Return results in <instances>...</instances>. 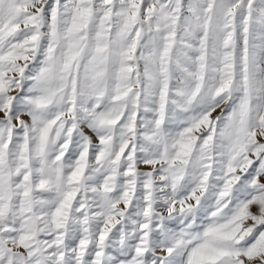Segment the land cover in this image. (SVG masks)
I'll return each instance as SVG.
<instances>
[{
	"label": "snow or ice",
	"instance_id": "snow-or-ice-1",
	"mask_svg": "<svg viewBox=\"0 0 264 264\" xmlns=\"http://www.w3.org/2000/svg\"><path fill=\"white\" fill-rule=\"evenodd\" d=\"M0 264H264V0H0Z\"/></svg>",
	"mask_w": 264,
	"mask_h": 264
}]
</instances>
